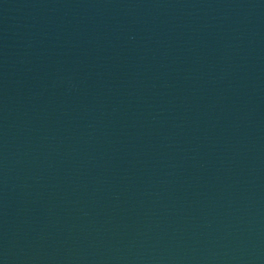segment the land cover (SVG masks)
I'll use <instances>...</instances> for the list:
<instances>
[{"label": "water", "instance_id": "95a60500", "mask_svg": "<svg viewBox=\"0 0 264 264\" xmlns=\"http://www.w3.org/2000/svg\"><path fill=\"white\" fill-rule=\"evenodd\" d=\"M0 264H264V0H0Z\"/></svg>", "mask_w": 264, "mask_h": 264}]
</instances>
